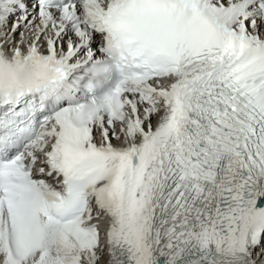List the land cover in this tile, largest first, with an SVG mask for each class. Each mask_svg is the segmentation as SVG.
<instances>
[{"label": "snow or ice", "instance_id": "obj_1", "mask_svg": "<svg viewBox=\"0 0 264 264\" xmlns=\"http://www.w3.org/2000/svg\"><path fill=\"white\" fill-rule=\"evenodd\" d=\"M0 264H264V0H0Z\"/></svg>", "mask_w": 264, "mask_h": 264}]
</instances>
